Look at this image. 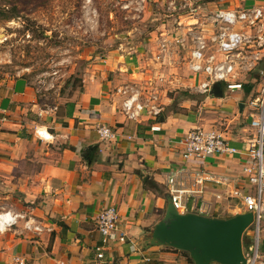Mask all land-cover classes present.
I'll return each instance as SVG.
<instances>
[{
  "label": "crops",
  "instance_id": "crops-1",
  "mask_svg": "<svg viewBox=\"0 0 264 264\" xmlns=\"http://www.w3.org/2000/svg\"><path fill=\"white\" fill-rule=\"evenodd\" d=\"M153 1L174 12L170 14L172 29L178 22L189 25L197 21L185 12H175L174 5H179L175 1ZM218 3L212 0L207 8ZM260 5L264 0H220V8ZM130 60L125 66L128 80L143 75L141 60ZM252 79L242 80L244 90L227 91L226 97L222 86V99L202 96L193 111L158 118L147 115L140 121L127 119L122 111L127 96L115 94L117 86L109 81L89 84L72 101L75 110L70 118L59 107L57 112L44 109L25 78L0 84V119L7 118L0 135V209L26 213L45 229L35 233L26 230L21 221L0 233V264H135L141 250L160 264H194L183 252L146 248L141 241L165 213L167 174L183 164L181 138L204 128L219 129L240 150L255 140L257 130L251 123L258 113L250 107L251 88L257 84L259 93L264 79L258 82L254 75ZM100 126L110 127L116 138L102 140L97 132ZM154 126L160 131H153ZM37 128H47L55 136L54 143L39 140ZM249 163L240 155L204 162L210 174L226 182L223 188L208 186L204 199L213 207L238 210L228 216L241 212V200L232 198L231 192L235 188L243 193L255 191L243 172ZM149 182L160 189L148 187ZM110 206L119 210L129 242L106 249L99 259L102 236L97 218ZM260 254L264 258V238Z\"/></svg>",
  "mask_w": 264,
  "mask_h": 264
},
{
  "label": "rangeland",
  "instance_id": "rangeland-1",
  "mask_svg": "<svg viewBox=\"0 0 264 264\" xmlns=\"http://www.w3.org/2000/svg\"><path fill=\"white\" fill-rule=\"evenodd\" d=\"M199 3L208 6L212 0ZM0 10L18 16L5 19L0 13V84L25 78L44 109L59 107L64 113L67 103L95 81L112 82L114 93L122 96L138 87L145 93L142 99L150 97L165 116L193 111L204 96L190 88L187 54L167 63L155 59L158 34L172 30L174 12L167 5L153 0H0ZM132 57L141 60L143 75L128 80L125 66ZM251 91L257 96L258 85ZM236 211L218 205L209 214L226 217ZM263 238L264 221L260 246Z\"/></svg>",
  "mask_w": 264,
  "mask_h": 264
},
{
  "label": "built area",
  "instance_id": "built-area-1",
  "mask_svg": "<svg viewBox=\"0 0 264 264\" xmlns=\"http://www.w3.org/2000/svg\"><path fill=\"white\" fill-rule=\"evenodd\" d=\"M218 2L215 7L207 8L199 0H182L179 5H174V11L183 10L186 15L197 20L196 23L182 25L178 22L177 27L170 31L164 30L157 36L155 59L160 63H167L169 60L173 61L171 57L181 58V55L187 54L184 59L192 83L190 88L207 96H210L212 87L217 82L226 91L234 92L244 90L242 80L252 81L255 73L264 77V70L260 67L264 61V5L233 9L220 8V0ZM200 17L205 18L204 21H200ZM124 93L128 94V91ZM143 95L145 93L138 87L132 88L123 102L122 111L128 120L140 121L147 115L155 118L161 116L162 109L150 97L143 100ZM250 107L258 113V117L251 123L257 130V137L248 147L240 150L231 146L224 134L217 130L193 129L178 142L183 164L180 168L170 170L165 188L179 213L195 212L209 216L212 205L204 199V191L208 186L223 188L226 182L220 176L210 174L203 163L224 155L247 158L250 163L244 167L243 172L255 191L243 193L235 188L231 197L241 200L244 212L253 213V223L246 231L249 232L247 236L251 241L244 251L248 264H264V258L260 254V232L264 221V88L250 101ZM48 111L57 112L58 108H50ZM6 120V117L0 119V135L1 124ZM38 129L45 130L52 139H43L37 134ZM152 129L160 131L161 128L154 126ZM97 132L102 140L116 138V133L107 126L98 127ZM35 133L42 142L54 143L55 136L47 128H37ZM9 213L15 217V223L7 229L16 227L23 221L26 230L35 233L45 230L26 213L5 210L0 215ZM97 228L102 236V246L98 248L99 259L104 258L106 249L117 248L129 242V235L115 206L100 213ZM135 264L160 262L141 250Z\"/></svg>",
  "mask_w": 264,
  "mask_h": 264
},
{
  "label": "water",
  "instance_id": "water-1",
  "mask_svg": "<svg viewBox=\"0 0 264 264\" xmlns=\"http://www.w3.org/2000/svg\"><path fill=\"white\" fill-rule=\"evenodd\" d=\"M210 96L224 98L220 82L213 85ZM165 200L164 215L141 241L146 248L169 247L187 254L194 264H248L244 237L253 223L252 212L226 217L181 214L168 193Z\"/></svg>",
  "mask_w": 264,
  "mask_h": 264
},
{
  "label": "trees",
  "instance_id": "trees-1",
  "mask_svg": "<svg viewBox=\"0 0 264 264\" xmlns=\"http://www.w3.org/2000/svg\"><path fill=\"white\" fill-rule=\"evenodd\" d=\"M5 12H6V10H0V13L5 15L4 16V17H6L5 19H16L18 17V16H14V15L13 16H8V15L5 14ZM255 97H257L256 94L253 96V98H255ZM74 110H75V103L74 102L67 103V109H66V114L65 115L67 117H69V118L72 117ZM147 185H148V187H150L152 189H155V190H159L160 189L156 184H154L152 182L147 183ZM249 244L250 243L248 241V236L245 235V237H244V248L246 249L249 246ZM164 249H169V250L175 251L172 248H164ZM187 258H188L189 261H191L193 263V261L191 260V258L188 255H187Z\"/></svg>",
  "mask_w": 264,
  "mask_h": 264
},
{
  "label": "clouds",
  "instance_id": "clouds-1",
  "mask_svg": "<svg viewBox=\"0 0 264 264\" xmlns=\"http://www.w3.org/2000/svg\"><path fill=\"white\" fill-rule=\"evenodd\" d=\"M37 134L45 140H51L52 137L45 130L38 129ZM15 223V217L9 213L0 215V233H3L8 227Z\"/></svg>",
  "mask_w": 264,
  "mask_h": 264
}]
</instances>
